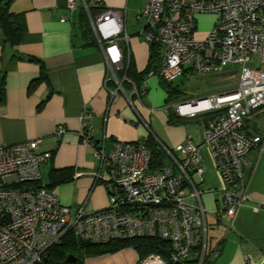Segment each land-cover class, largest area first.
<instances>
[{"label":"built area","instance_id":"obj_1","mask_svg":"<svg viewBox=\"0 0 264 264\" xmlns=\"http://www.w3.org/2000/svg\"><path fill=\"white\" fill-rule=\"evenodd\" d=\"M67 3L71 10L82 8L88 15L115 82L114 88L107 82L104 87L114 99L125 79L124 75L119 81L115 72L129 60L123 13L110 8L94 13L92 6H101L102 0ZM198 13L217 16L202 38L195 35ZM138 19L144 21L143 38L160 47L155 72L159 79L171 83L185 73L203 75L237 65V86L176 107L178 114L189 117L216 115L202 121L199 143L186 140L168 147L157 141L162 152L159 166H151L145 139L116 141L105 152L84 125L81 137L95 148L103 170L96 179L105 182L108 195L107 205L95 211L61 203L41 183L40 167L51 152L38 150L39 139L0 145V264H43L49 248L68 233L94 244L144 237L167 244L142 258L130 247L135 264H203L217 255L216 249L206 252L207 211L197 185L204 181L205 160L213 164L223 192L222 205L212 211L215 216L233 217L250 199L243 179L245 156L251 150L264 154V135L247 133L244 125L264 108V0H144ZM253 58L260 65H251ZM136 92L133 86L129 98ZM185 105L191 109L182 112ZM64 131L59 126L56 135ZM257 206H264V201ZM245 262L264 264V256L257 262L246 256Z\"/></svg>","mask_w":264,"mask_h":264},{"label":"crops","instance_id":"obj_2","mask_svg":"<svg viewBox=\"0 0 264 264\" xmlns=\"http://www.w3.org/2000/svg\"><path fill=\"white\" fill-rule=\"evenodd\" d=\"M4 0H0L3 2ZM144 0H102L92 6L98 13L105 8L121 10L128 35L126 47L131 55L133 73H141L150 55L149 42L140 34L144 21L138 13ZM9 12L19 16L23 32L19 42L5 40L0 25V69L3 72L4 102L0 105V145L39 139V151H50L51 158L40 167L41 183L55 193L60 202L95 211L107 205V190L102 179H96L100 160L95 148L81 137L83 126L90 130L96 146L109 152L116 141H136L147 137L173 147L186 140L199 143L200 133H192L184 123L193 118L202 127L204 114L193 117L177 113V105L149 104V90L163 81L143 75L138 93L129 94L134 84L123 69L115 72L122 90L111 99L115 87L101 46L92 31L86 11L71 10L67 0H10ZM129 34V28H136ZM206 32L195 35L202 38ZM43 74L41 75V73ZM148 83V84H147ZM144 88V89H143ZM62 126L65 131L56 135ZM247 133L264 135V109L252 113L246 120ZM204 181L198 182L201 200L215 209L223 203L220 180L213 164L206 159ZM70 169L69 178L52 183L54 169ZM210 173V174H209ZM210 176H209V175ZM243 179L250 199L240 206L233 217L206 213V250L216 249L215 259L207 264H244V256L257 262L264 256V154L251 150L245 156ZM211 226H221L223 237L215 246L208 244V219ZM237 247L234 259L225 255V243ZM208 252V250L206 251Z\"/></svg>","mask_w":264,"mask_h":264},{"label":"rangeland","instance_id":"obj_3","mask_svg":"<svg viewBox=\"0 0 264 264\" xmlns=\"http://www.w3.org/2000/svg\"><path fill=\"white\" fill-rule=\"evenodd\" d=\"M197 23H196V31L198 34L203 32H207L213 28L214 22L217 19V16L214 13H198L196 15ZM137 29L129 28L128 33L132 34ZM133 31V32H132ZM142 36V35H141ZM148 42V41H147ZM251 65H260L259 60L254 58L251 61ZM239 67L237 65H228L221 72H211L203 75H198L194 73H185L184 75L176 78L171 83H164L154 85L149 90V97L147 100L149 104L154 108L161 105H165V99L168 95L166 88H168L171 92L169 94V100L166 103L167 105H180L187 103L189 101L215 95L227 90H231L235 88L238 84V76H239ZM154 81H157L159 78L156 73L151 75ZM148 84V83H147ZM174 107V106H173ZM264 109V108H262ZM185 126L192 130V133H200L202 127L193 119V118H185L184 117ZM210 174V173H209ZM208 174V175H209ZM210 176V175H209ZM212 204H205V210L210 212L214 211L215 207L213 205V200L211 199ZM208 244L210 246H215L218 241H220L224 235L221 226H211L213 223V219L208 216ZM225 242H222L224 244ZM133 245L132 243H130ZM130 244H124L118 250H114L112 253H105L95 257H87L83 264H135L136 255L131 250ZM225 255L234 259L237 253V247L232 243H225ZM210 249H207V255L210 252ZM216 250V254H217ZM215 256L208 257L210 261L214 260ZM244 256V264L245 262ZM224 261V259H223ZM222 260L219 264H222Z\"/></svg>","mask_w":264,"mask_h":264},{"label":"trees","instance_id":"obj_4","mask_svg":"<svg viewBox=\"0 0 264 264\" xmlns=\"http://www.w3.org/2000/svg\"><path fill=\"white\" fill-rule=\"evenodd\" d=\"M10 0H4L0 2V25L3 28V34L6 41H8L11 45H16L19 42L20 36L23 32V27L19 20L18 15H14L9 12ZM150 55L148 58V62L145 68L141 73H133L131 66V55H129V60L127 63L124 61V74L128 77L134 86L139 89L140 82L137 80L143 75H147L150 71L154 73L158 70L159 62H160V47L155 42H150ZM125 51V50H124ZM127 61V58L125 57ZM43 72L41 73V75ZM161 80V79H159ZM163 81V80H161ZM166 83L165 81L162 84ZM168 84V83H167ZM168 93L165 101L168 102L170 90L166 88ZM4 102V82H3V72L0 69V105ZM216 115V112H210L204 114L203 121H206L209 118H212ZM145 142L147 146L151 149V166H156L161 164V149L158 146L157 141L147 137L145 138ZM70 169H54L50 173V179L52 183H58L61 181H65L69 178ZM46 187V186H45ZM132 243L133 245H131ZM124 244H130V247L133 248L140 258L145 255L153 252H160V246H166L167 244L153 237H144V238H132L126 240H115L110 241L103 244H94L87 241H83L81 239L76 238L70 233L66 234L63 237V240L49 248L48 252L43 258V264H83V261L87 257H95L105 253H112L114 250L120 249ZM74 257L73 261L68 260V258ZM190 261H193V257L190 258ZM208 263V257L205 259L203 264Z\"/></svg>","mask_w":264,"mask_h":264},{"label":"bare ground","instance_id":"obj_5","mask_svg":"<svg viewBox=\"0 0 264 264\" xmlns=\"http://www.w3.org/2000/svg\"><path fill=\"white\" fill-rule=\"evenodd\" d=\"M191 109V105H185V106H183L182 107V112H185V111H187V110H190Z\"/></svg>","mask_w":264,"mask_h":264},{"label":"water","instance_id":"obj_6","mask_svg":"<svg viewBox=\"0 0 264 264\" xmlns=\"http://www.w3.org/2000/svg\"><path fill=\"white\" fill-rule=\"evenodd\" d=\"M75 258L74 257H72V258H68V260H71V261H73Z\"/></svg>","mask_w":264,"mask_h":264}]
</instances>
